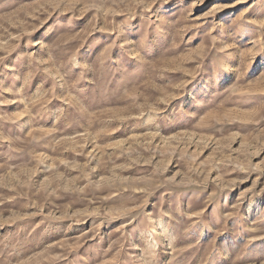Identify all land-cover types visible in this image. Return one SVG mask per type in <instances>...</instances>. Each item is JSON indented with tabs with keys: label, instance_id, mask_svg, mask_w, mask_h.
Masks as SVG:
<instances>
[{
	"label": "rangeland",
	"instance_id": "1",
	"mask_svg": "<svg viewBox=\"0 0 264 264\" xmlns=\"http://www.w3.org/2000/svg\"><path fill=\"white\" fill-rule=\"evenodd\" d=\"M0 264H264V0H0Z\"/></svg>",
	"mask_w": 264,
	"mask_h": 264
}]
</instances>
